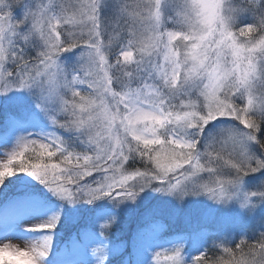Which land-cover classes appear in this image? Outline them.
Segmentation results:
<instances>
[{
	"label": "snow or ice",
	"instance_id": "6c2138e0",
	"mask_svg": "<svg viewBox=\"0 0 264 264\" xmlns=\"http://www.w3.org/2000/svg\"><path fill=\"white\" fill-rule=\"evenodd\" d=\"M13 92L30 99L9 117L22 134L0 154V188L26 174L68 205L152 189L264 206V0H0V96ZM40 118L49 130L27 131ZM67 222L56 211L0 251L46 264ZM151 264L189 262L175 245ZM190 264H264V231Z\"/></svg>",
	"mask_w": 264,
	"mask_h": 264
},
{
	"label": "rangeland",
	"instance_id": "374dc122",
	"mask_svg": "<svg viewBox=\"0 0 264 264\" xmlns=\"http://www.w3.org/2000/svg\"><path fill=\"white\" fill-rule=\"evenodd\" d=\"M16 14L19 15V9ZM29 99L23 92L0 96V154L11 149L16 136L22 134L13 130L9 117L18 115L21 101ZM41 130H49L44 118L27 129ZM135 166L141 165L137 162ZM26 192L31 194L30 198L22 195ZM56 211H61L62 219L68 222L57 229L46 264H101V255L105 257L103 264H151L155 251L175 245H183L190 264L193 256L212 249L214 243L230 241L234 245L241 237L251 239L264 231V206L250 214L235 203L220 205L205 196L186 197L181 203L152 189L140 193L135 202L122 203L118 208L106 200L94 205H68L61 204L33 178L19 174L0 188V240L34 237L36 234L27 229ZM107 215H115L117 221L105 238L100 235L97 221ZM154 219L157 221L153 222ZM160 222L167 227L162 228ZM97 248H102L103 253L93 251ZM215 252L221 254L219 250Z\"/></svg>",
	"mask_w": 264,
	"mask_h": 264
},
{
	"label": "clouds",
	"instance_id": "9594fccd",
	"mask_svg": "<svg viewBox=\"0 0 264 264\" xmlns=\"http://www.w3.org/2000/svg\"><path fill=\"white\" fill-rule=\"evenodd\" d=\"M15 247H18V245ZM0 264H29V259L28 257L12 256L6 254L4 251H0Z\"/></svg>",
	"mask_w": 264,
	"mask_h": 264
},
{
	"label": "trees",
	"instance_id": "16d2710c",
	"mask_svg": "<svg viewBox=\"0 0 264 264\" xmlns=\"http://www.w3.org/2000/svg\"><path fill=\"white\" fill-rule=\"evenodd\" d=\"M156 221H157V219H154V220H153V222H156ZM145 229H146V231H148V233H149V230H148L149 227L147 228V226H146ZM57 233H58V231H57ZM165 234H166V235H169V232L166 231ZM139 235H140V234H137V235H136V238H138ZM126 251H127V250H126ZM131 251H132V250H131ZM132 252H133V251H132ZM125 254H127V252H125ZM209 255L212 256V255H218V254H217L216 252H214V253H213V252H209Z\"/></svg>",
	"mask_w": 264,
	"mask_h": 264
}]
</instances>
